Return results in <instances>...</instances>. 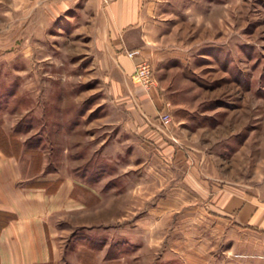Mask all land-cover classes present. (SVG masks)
I'll return each mask as SVG.
<instances>
[{
	"label": "rangeland",
	"instance_id": "374dc122",
	"mask_svg": "<svg viewBox=\"0 0 264 264\" xmlns=\"http://www.w3.org/2000/svg\"><path fill=\"white\" fill-rule=\"evenodd\" d=\"M90 2L0 0V154L19 190L70 186L56 264H264V0H145L152 84L129 82L152 115L95 48ZM243 193L257 221L225 209Z\"/></svg>",
	"mask_w": 264,
	"mask_h": 264
},
{
	"label": "crops",
	"instance_id": "0c3cea01",
	"mask_svg": "<svg viewBox=\"0 0 264 264\" xmlns=\"http://www.w3.org/2000/svg\"><path fill=\"white\" fill-rule=\"evenodd\" d=\"M90 5L97 23L92 34L95 48L101 51L103 62L111 71L128 83V94L133 101L138 100L144 112L152 115L156 110L153 94H143L135 85L130 86L137 58L126 56L129 50L141 52L139 49L149 42L145 32L144 20L148 13L145 0H91ZM8 158L0 154V212L7 215L0 224V264H46L49 258L50 263L56 264L47 242V233L51 234L50 212L55 210V199L66 195L70 186L61 183L58 194L49 197L41 188L35 192L19 190L12 186L17 171ZM225 203L226 210H238L241 222H254L259 218L258 204L247 194L228 196Z\"/></svg>",
	"mask_w": 264,
	"mask_h": 264
},
{
	"label": "built area",
	"instance_id": "2783aa9c",
	"mask_svg": "<svg viewBox=\"0 0 264 264\" xmlns=\"http://www.w3.org/2000/svg\"><path fill=\"white\" fill-rule=\"evenodd\" d=\"M138 50H129L126 52V56L130 59L137 57ZM133 73L134 79L137 83L141 85L144 89H147L152 84L151 68L149 62L145 58H141L135 63H133ZM160 122L166 124L169 120L168 114L163 113L159 115Z\"/></svg>",
	"mask_w": 264,
	"mask_h": 264
},
{
	"label": "trees",
	"instance_id": "16d2710c",
	"mask_svg": "<svg viewBox=\"0 0 264 264\" xmlns=\"http://www.w3.org/2000/svg\"><path fill=\"white\" fill-rule=\"evenodd\" d=\"M50 264V263H49Z\"/></svg>",
	"mask_w": 264,
	"mask_h": 264
}]
</instances>
